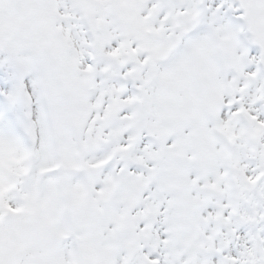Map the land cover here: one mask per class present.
<instances>
[{
  "label": "snow or ice",
  "instance_id": "obj_1",
  "mask_svg": "<svg viewBox=\"0 0 264 264\" xmlns=\"http://www.w3.org/2000/svg\"><path fill=\"white\" fill-rule=\"evenodd\" d=\"M0 264H264V0H0Z\"/></svg>",
  "mask_w": 264,
  "mask_h": 264
}]
</instances>
